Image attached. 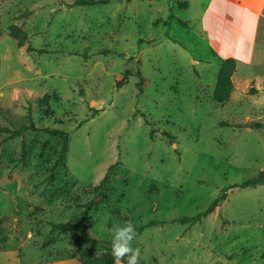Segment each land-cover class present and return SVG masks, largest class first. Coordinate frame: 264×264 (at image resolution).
<instances>
[{
    "label": "rangeland",
    "instance_id": "obj_1",
    "mask_svg": "<svg viewBox=\"0 0 264 264\" xmlns=\"http://www.w3.org/2000/svg\"><path fill=\"white\" fill-rule=\"evenodd\" d=\"M73 1L0 0V123L31 116L68 131L62 160V136L28 131L0 145V264L27 237L39 250L25 243L24 254L111 252L112 229L128 222L138 261L173 252L264 264V184L237 186L264 171V127L254 125L264 124V94L249 86L222 103L212 98L232 47L210 46L185 21L194 9L181 0ZM11 25L28 33L23 46ZM254 61L240 62V72L264 78ZM222 194L199 221L177 220ZM85 204L95 239L50 231V221H78ZM150 219L163 223L142 228Z\"/></svg>",
    "mask_w": 264,
    "mask_h": 264
},
{
    "label": "crops",
    "instance_id": "obj_2",
    "mask_svg": "<svg viewBox=\"0 0 264 264\" xmlns=\"http://www.w3.org/2000/svg\"><path fill=\"white\" fill-rule=\"evenodd\" d=\"M181 2H186L184 5L186 8L193 7V12L185 21L192 23L198 34H201L210 46L224 42L227 47H232L231 55L224 58H232L235 61L231 75L233 90L230 99L234 95L246 92L249 86L255 87L256 96H262L264 78L256 76L252 79L245 70L240 72L239 63L243 61L246 66L251 67L254 57V65H264V0H181ZM237 51H246L249 56L247 59H244L246 55L238 58L235 55ZM179 238L182 236H176V239ZM30 242L32 241L27 237L26 242L18 243L16 249L10 252V256H4L5 264H83L71 253L47 255L50 256L47 258L42 257L44 256L42 253L36 254L32 251L21 253L25 243ZM32 243L35 249L39 250L36 243L34 241ZM3 249L4 247L1 251ZM195 257L198 256H176L171 252L168 256H151V259L154 264H198L200 260L203 264H215V259L211 256L199 260Z\"/></svg>",
    "mask_w": 264,
    "mask_h": 264
},
{
    "label": "trees",
    "instance_id": "obj_3",
    "mask_svg": "<svg viewBox=\"0 0 264 264\" xmlns=\"http://www.w3.org/2000/svg\"><path fill=\"white\" fill-rule=\"evenodd\" d=\"M110 0H74L70 5H90V4H96V3H103L108 2ZM179 5H186V2H178ZM9 34L17 39V44L19 47L23 46L28 39V33L23 28L17 26V25H11L9 27ZM28 50H34L33 48H28ZM37 51V50H36ZM39 52H44L45 50L39 49ZM235 68V61L232 58L224 59L219 64V71H218V79L217 83L215 85L212 98L214 101L218 103H222L230 98V94L233 90V84L231 81V75ZM129 71H125V75L120 79V82L118 84H122L126 82L127 75ZM117 84V85H118ZM49 99V94H44L43 97L40 99L42 102H46ZM98 110H94L92 113V116L97 112ZM254 125L256 127H264V124L261 121L254 122ZM28 131H40L43 133H46L50 136H62V142H61V153L59 156V159L62 160L63 154L67 150L68 145V131L65 129L59 128V127H51V126H45V125H37L34 123L31 116H29V119L27 122L21 123L19 125L14 126H8L3 125L0 123V133L3 134V137L0 139V145L12 138L21 137ZM151 135H153V131L151 130ZM170 139V141H173V137L169 133H165ZM24 154V151L22 152ZM23 156V155H22ZM108 176V173L104 176L103 179H101L94 187L93 191L94 193L99 192L106 181V178ZM264 184V171H261L257 176L250 178L246 180L245 182L237 185L239 187H255L257 185ZM225 198V194H222L219 198H216L211 205L204 211L197 213L194 216H182L179 217L177 220L184 222V223H193L194 221H199L201 217L207 215L210 211L213 210L215 206L218 205L220 200ZM84 206V205H80ZM88 207L85 204V209L83 210L81 217L78 221L74 222H54L50 221L49 225L51 226L50 231L58 230L60 232H71V231H81L82 235L86 237L87 239H95L94 235L88 232L86 227V214ZM2 219L0 218V222ZM160 223H163L162 220L158 219H150L146 223L142 225V228H147L151 226L158 225ZM3 231V228L0 227V233ZM48 245V241H44L42 243V247H46ZM43 252V251H42ZM44 256H47V253L44 254ZM78 260H80L83 264H117V261L114 259L110 251H102V253H92L86 248H80L78 253L73 254ZM126 259V258H125ZM123 264H125L124 260H121ZM138 264H150L145 263L143 261H138Z\"/></svg>",
    "mask_w": 264,
    "mask_h": 264
},
{
    "label": "clouds",
    "instance_id": "obj_4",
    "mask_svg": "<svg viewBox=\"0 0 264 264\" xmlns=\"http://www.w3.org/2000/svg\"><path fill=\"white\" fill-rule=\"evenodd\" d=\"M135 237V226L131 222L112 229L111 254L116 261L124 260L125 264H138L140 251L132 247Z\"/></svg>",
    "mask_w": 264,
    "mask_h": 264
},
{
    "label": "water",
    "instance_id": "obj_5",
    "mask_svg": "<svg viewBox=\"0 0 264 264\" xmlns=\"http://www.w3.org/2000/svg\"><path fill=\"white\" fill-rule=\"evenodd\" d=\"M248 124H249L248 122L245 123V125H248ZM100 253H102V251H99V254H100Z\"/></svg>",
    "mask_w": 264,
    "mask_h": 264
}]
</instances>
